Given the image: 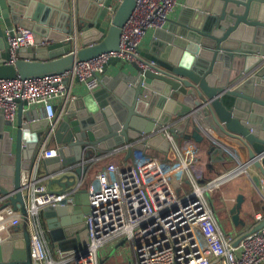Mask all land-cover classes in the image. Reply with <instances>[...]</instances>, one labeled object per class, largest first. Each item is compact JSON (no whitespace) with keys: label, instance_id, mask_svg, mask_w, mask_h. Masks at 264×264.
Segmentation results:
<instances>
[{"label":"water","instance_id":"1","mask_svg":"<svg viewBox=\"0 0 264 264\" xmlns=\"http://www.w3.org/2000/svg\"><path fill=\"white\" fill-rule=\"evenodd\" d=\"M73 3L76 42L69 40ZM137 3L0 0V79L59 75L78 63L119 51L123 27ZM192 7L194 12L184 16L188 18H182L172 34L153 39L151 49L143 52L145 69L132 63L134 72L128 74L124 70L129 63L112 59L104 69L101 84L71 100L67 118L57 121L50 143L58 148L59 155L41 161L39 169L50 192L67 195L57 207L43 211L50 245L61 251L62 257L89 243L87 219L92 208L84 178L94 155L128 145L127 160L135 162L136 151L145 147H133V141L174 121H181L171 128L176 139L199 144L210 139L214 143L210 154L226 153L237 163L239 155L247 152L248 161L241 168L264 201V0H197ZM18 28L30 29L36 44L20 48L15 62L10 63L8 39ZM44 39L51 44L41 46ZM118 64L121 73L108 77L109 66ZM121 78L127 83L114 87ZM103 88L107 90L105 97L98 93ZM23 107L17 121L6 120L0 126V198L7 199L0 210L11 206L24 218L23 225L15 227L11 237L0 245V264L32 262L22 175L35 164L51 123L35 112L24 117ZM1 114L4 117L3 110ZM214 135L234 143L239 150L229 149L231 153L225 147V152L217 146ZM148 146L164 156V161L170 154L171 159L176 158L164 133L151 138ZM95 149L99 151L95 153ZM244 202L240 195L230 209L235 225H246L240 216ZM262 228L264 219L249 233ZM64 237H74L71 249L60 242Z\"/></svg>","mask_w":264,"mask_h":264},{"label":"built area","instance_id":"2","mask_svg":"<svg viewBox=\"0 0 264 264\" xmlns=\"http://www.w3.org/2000/svg\"><path fill=\"white\" fill-rule=\"evenodd\" d=\"M179 6H183V0H138L136 10L123 27L119 51L78 63L72 70L59 75L28 80L0 79V111H4L7 121H16L23 105L28 109L41 107L44 118L51 123V132L41 143L35 164L22 175L31 242L30 264H101L100 253L106 255L109 246H115L124 238L132 247V264H264V228L254 233H249L251 229L242 234L226 232L209 199L218 186L238 176L241 170L243 172L241 160H237L236 168L201 183L204 178L194 168L193 150L180 144L171 132L181 121L154 128L135 139L133 147H145L143 151H136L135 162L109 163L98 172L96 181L88 188L92 212L87 219L89 243L86 247L66 257L50 247L43 211L60 205L67 195L50 192L45 178L39 174V167L41 161L59 155L58 148L50 146V136L60 120L57 104L63 102L66 108L76 99L72 93L75 81L90 92L96 89L112 59L120 58L128 65L136 63L145 69L143 52L147 38L166 30ZM71 10L73 33L69 40L76 42L74 3ZM8 42L10 63L15 62L20 48L36 44L34 33L25 28L15 30ZM50 44L47 39L40 43L43 47ZM161 133L169 140L175 159L163 162L151 155L148 141ZM128 147L122 146L107 157L127 152ZM185 182L191 190L183 193ZM5 202L6 197L0 198L1 204ZM263 219L259 215L256 226ZM23 222L19 209L10 206L0 210V245Z\"/></svg>","mask_w":264,"mask_h":264},{"label":"crops","instance_id":"3","mask_svg":"<svg viewBox=\"0 0 264 264\" xmlns=\"http://www.w3.org/2000/svg\"><path fill=\"white\" fill-rule=\"evenodd\" d=\"M197 0H183V6H179L175 12L173 13V15L170 18V22L168 23L167 29L163 30V31H157L156 33H153L151 35H149V37L147 38V43L145 45V49L144 51L150 50L151 49V44L153 39L162 37L165 38V36H168L170 34H172L177 27H179L178 23L183 19L186 20V18L188 17H184V16H190V13L192 14V12H194V5H196ZM126 73L131 74L134 72V69L131 65L126 66V69L124 70ZM121 73V64H118L116 66L110 65L108 72H107V76L108 77H116ZM124 83H127L125 79L121 78L120 80H118L116 83H114V87L118 88L121 87ZM107 90L106 89H102L101 91H99L98 93L102 96L105 97ZM73 95L76 96V98H79L80 96H85L87 94L90 93V91L83 85L81 84L79 81H75L74 86H73V90H72ZM57 116L58 118H60V120L62 119H66L68 112H67V107L64 108L63 107V102L58 103L57 104ZM31 112H35L39 115L40 118H44V111L41 107H33L31 109H28L27 107L24 106V110H23V116L27 117L28 114H30ZM19 113V112H18ZM18 118V115H17ZM76 120V119H74ZM4 121L6 122L5 116L3 117V115L1 114L0 111V126L2 124H4ZM17 121V120H16ZM215 136V142L217 144V146H219L220 148L224 149L225 147L232 150H236L238 151L239 149H237V147L234 145V143H230V142H226L224 140V138L218 137L216 135ZM178 142L180 144H186V146H188L190 148V150L192 149L194 153H192V155H194V168L196 169V171L198 173H200L204 179L206 180H210L212 178H215L221 174H224L226 172H228L231 169H234L238 166V163L233 162L231 159H228L227 154L226 153H216V154H210L209 150H210V146L214 143H212L210 141V139H206L202 144L196 143L194 141H184V140H180L178 139ZM225 144H228L229 147L225 146ZM195 144V148H193ZM51 147H55L54 143H50ZM225 148V149H226ZM224 149V151H225ZM98 149H95V153L98 152ZM151 151V155L153 156H158L159 159H161L163 162H165L163 160L164 156H162L161 154L155 152L154 150H150ZM226 152V151H225ZM229 152V151H228ZM233 152V151H232ZM113 154L112 152H104L103 154H101V156L99 155H94V158H98V161L96 162H91L90 166V170L88 171L87 175L85 176V184H91L93 182L96 181V176L98 174V172L104 170V168H106V166L109 163H119V162H124V161H129L130 159L127 160V152L126 151H121L116 153L115 155H111L109 157H107L109 154ZM103 155V156H102ZM239 155V152H238ZM171 154L170 158H168L167 160L171 159ZM239 158L241 160V163H246L248 161L247 159V152H245V154H241L239 155ZM39 174L41 176L44 177V175H42V172L39 169ZM46 185L48 186V182H45ZM54 190H59L58 186H54L53 187ZM218 189V190H217ZM190 187L189 184L187 182L184 183V189H183V193L184 192H188L190 191ZM216 194H215V193ZM212 193V195L210 196L209 199L212 198L213 202H214V198L217 197V199L219 201H221V208L225 211H227V214H229V220L224 223V227L226 228V232L229 233H236V234H242L245 233L246 231L252 229L253 227L256 226L257 224V218L259 215L263 216L264 218V201H262L261 197L255 193L256 191L253 189L251 182L246 174V171L243 172L242 170L239 172L238 176L232 178L231 180L225 182L224 184L218 186L215 191ZM243 195L245 202L243 204V209L241 212V220L244 221L246 223V225H235L232 217L230 215V209L234 206V204L236 203V200L238 198V196ZM4 204V203H3ZM3 204L0 203V209L3 207ZM214 205L217 207L218 205L215 204ZM218 218V217H217ZM44 219V218H43ZM219 219V218H218ZM44 222H46L44 220ZM220 223V222H219ZM222 226V223H220ZM46 225V223H45ZM74 226V225H73ZM47 227V225H46ZM72 228V226H71ZM74 237H64L60 240V242L62 243V245L68 249H71L74 245ZM76 244V242H75ZM51 247V246H50ZM52 248V247H51ZM52 250L57 253V250H54L52 248ZM72 250H67V252H70ZM60 252V251H58ZM62 255V253H61ZM61 257V256H60Z\"/></svg>","mask_w":264,"mask_h":264},{"label":"rangeland","instance_id":"4","mask_svg":"<svg viewBox=\"0 0 264 264\" xmlns=\"http://www.w3.org/2000/svg\"><path fill=\"white\" fill-rule=\"evenodd\" d=\"M210 201L212 203L216 216L219 218V222L222 223V228L226 231V228L223 224L229 220V214H227V211L221 208L222 203L217 199V197L214 198L215 204L218 205L217 207L214 205L212 198L210 199ZM100 258L101 264H132L133 251L131 244L126 238H124L115 246H109L106 255L102 256V254L100 253Z\"/></svg>","mask_w":264,"mask_h":264}]
</instances>
